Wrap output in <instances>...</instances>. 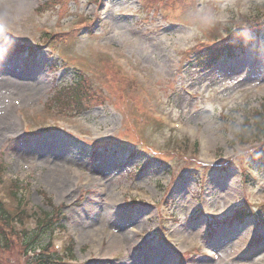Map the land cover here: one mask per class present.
Returning <instances> with one entry per match:
<instances>
[{
    "label": "rangeland",
    "instance_id": "374dc122",
    "mask_svg": "<svg viewBox=\"0 0 264 264\" xmlns=\"http://www.w3.org/2000/svg\"><path fill=\"white\" fill-rule=\"evenodd\" d=\"M167 2L0 0V195L14 209L20 188L17 219L28 224L52 198L64 226L55 243L74 239L75 264H264V166L232 138L264 107V44L203 71L190 57L264 0ZM111 45L140 70L141 98L100 61ZM26 68L37 87L20 76ZM78 71L80 107L58 96L78 91ZM155 112L166 123L152 122ZM121 232L132 239H112ZM32 260L0 247V264Z\"/></svg>",
    "mask_w": 264,
    "mask_h": 264
},
{
    "label": "trees",
    "instance_id": "16d2710c",
    "mask_svg": "<svg viewBox=\"0 0 264 264\" xmlns=\"http://www.w3.org/2000/svg\"><path fill=\"white\" fill-rule=\"evenodd\" d=\"M250 14V16L247 14L243 16L244 23H247V25L241 23L234 26V31L237 33L235 40L227 41L217 46L209 45L203 46L202 48L193 49V53L190 56L191 62L194 63L198 68H209L224 54H233L236 49L243 46L244 40L246 39L245 37L247 35H250V39L248 40L249 42L254 40L257 35L261 36L264 40V7L262 8L261 5L257 7L254 5ZM228 32L226 27L227 35H231V29ZM76 87H79L78 91L69 94L68 97L73 98L74 101L71 102L75 106L80 107L83 99L85 98L83 94L86 91V86L84 82H80ZM63 93L61 95H63ZM252 119L254 121L253 124H250L249 119L245 117V121H243L238 126L235 125L237 128H239V130H241V134L236 133L234 138L238 139L239 137L242 139L240 141L244 143L242 144L243 146H249L247 147L249 148V156H246L247 159L249 158V160L252 162H261V165L264 166V107L261 110L256 109L252 115ZM243 137H246L245 142L243 141ZM48 201L52 204V199L48 198ZM52 206V211L41 212V214H39V216L36 218V228L34 227L30 231H28L27 227L21 228V231H23V236H21L20 232L16 234V236L19 237L20 243L10 244L9 238L12 234L10 233V230L12 228L11 224L14 220V216L12 215L13 212L9 210L5 202L0 200V247H13L19 252H23L25 255L30 253L33 255L31 264H66L60 259L59 255L61 253H59L54 249L53 246L50 245V240L52 239V234L55 230L54 226L57 224L55 219L59 218L57 214H59L60 211V208H55L54 205ZM262 210H264V208ZM238 214H240L237 215L238 218H243V214ZM21 224H23V222ZM47 237L49 240L45 242L44 240H46ZM72 252L73 248L70 246L62 253H66L65 255H73Z\"/></svg>",
    "mask_w": 264,
    "mask_h": 264
},
{
    "label": "bare ground",
    "instance_id": "6f19581e",
    "mask_svg": "<svg viewBox=\"0 0 264 264\" xmlns=\"http://www.w3.org/2000/svg\"><path fill=\"white\" fill-rule=\"evenodd\" d=\"M239 59H236L235 62H237ZM255 64H256V62L252 63V65H255ZM20 76H24L26 79H30L31 81H33L36 87L38 86V83L40 81V79H38V80L36 79L38 76L35 77L33 75V72L27 68L23 72L20 73ZM32 79H35V80H32ZM53 167H55V170L58 173H63L64 171H67V169H65L64 166H60L59 164H56V163H54ZM112 202L113 203L116 202V199L115 198L112 199ZM126 221H129V219L127 218L126 220H124V222H126ZM97 235H98L97 231H94L92 233V236H97ZM112 239H114V240L116 239L118 242H122V241H130L132 239V237L130 236V234L128 232L127 233L121 232L119 235H115V237H113ZM133 262H135V261H133ZM135 264H137V263L135 262Z\"/></svg>",
    "mask_w": 264,
    "mask_h": 264
}]
</instances>
